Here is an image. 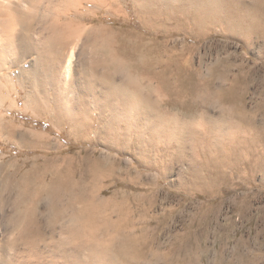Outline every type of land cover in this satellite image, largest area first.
<instances>
[{"label":"bare ground","instance_id":"bare-ground-1","mask_svg":"<svg viewBox=\"0 0 264 264\" xmlns=\"http://www.w3.org/2000/svg\"><path fill=\"white\" fill-rule=\"evenodd\" d=\"M112 1L0 0V108L5 107L12 91L18 93L22 88L28 111L40 117L50 116L58 129L69 125L74 140L97 144L105 140L106 150L138 149V155L144 157L150 170L159 169L157 160L167 165L174 157L184 158L189 133L192 144L201 146L199 165L196 169L192 166L187 173L183 169L177 175L190 173L199 185L196 188L192 183V190H214L225 180L223 174L239 155L236 150L223 147V142L218 143L223 137L217 136V142L210 140L212 134H222L214 131L217 128L202 125L205 136L202 140L199 135L194 138L198 132L188 125V112L197 114L201 106L191 99L199 96L209 99L217 94L234 107L235 119L226 123L232 132L225 129L228 138L224 142H234L235 134L249 131L251 140L263 139L255 132L260 126L253 123L250 115L245 121L248 112L242 102L245 92L240 86L246 79L238 77L232 87L222 93L213 92L210 79L216 73L195 81L198 75L188 69V58L176 52L123 51L131 58L126 64L121 58H101L100 53H90L88 56L92 57L80 60L77 56L80 39L76 38L79 30L73 28V19L82 20L83 11L92 4L108 7L115 14L122 13L123 7L117 4L112 7ZM130 3L132 10L147 19L145 23L154 29L159 26L157 18H162L183 27L191 21L192 31L198 34L213 29L246 40L264 35V19L244 15L241 9L247 2L243 0H130ZM90 43L98 52L96 41ZM78 68L82 73L78 76L76 72V76ZM16 69L19 86L14 85ZM25 78L29 86L24 85ZM85 82L91 97L83 93L88 89ZM155 95L169 101L162 104L154 99ZM10 101L9 109L18 105V101ZM174 108L181 109L182 116ZM3 120L0 118V133L5 128ZM2 136L1 133L0 139ZM35 138L38 145L33 147L43 145L46 136L37 134ZM239 141L242 146L249 142L245 138ZM173 146L175 155L167 158L162 154L161 148ZM245 149L247 154L252 150ZM93 157L79 164L67 159L63 165L54 167L32 164L21 177L18 174L26 165L13 171L10 167L15 164L0 162V264L144 263L142 245L156 237L144 232L142 222L148 221H143L141 215L144 200L154 202L122 192L106 196L107 189L102 184L105 179L119 178L120 165ZM128 166L130 175L134 172ZM132 203L137 208L131 207ZM144 211L147 213V209ZM131 255L140 258L132 260Z\"/></svg>","mask_w":264,"mask_h":264},{"label":"rangeland","instance_id":"rangeland-1","mask_svg":"<svg viewBox=\"0 0 264 264\" xmlns=\"http://www.w3.org/2000/svg\"><path fill=\"white\" fill-rule=\"evenodd\" d=\"M243 1L248 3L250 0ZM115 4L123 7L122 13L115 14L108 7L92 4L87 6L86 11H83L85 14L81 18L82 20L80 18L73 19L75 20L73 28L76 31L79 30L77 31L79 35H76L77 40L80 39V49L77 52L79 59L84 60V58L92 57L88 55L100 53L101 58H121L126 64L131 58L126 56L127 53L124 52L123 54V51L176 52L188 58V69L198 75L195 81H200L202 78L208 79L216 73L217 76L210 79L213 80L211 90L216 93H222L227 90L226 88L235 85L234 83L238 77L245 78V83L239 85L245 92V97L242 99L248 112L244 115L245 121H247V115H250L253 118V123L260 126L259 130L255 132L257 135L260 134L263 139L254 140L251 144L252 150L248 154L244 151L245 148L238 150V157L241 158L234 159L233 164H236V166L232 164L226 169V174H223L225 180H222L214 189L218 193V196H215L213 193L212 195L205 191L191 189L192 183L196 188L199 185L198 182L196 184L195 180H192L190 173L188 175L186 173L193 167V169L198 168L201 146L197 143L192 144L189 133L187 153L184 158L174 157L169 163L165 160L168 163L167 165H161L163 161L157 160L155 164L159 166V169L150 170L146 167L144 157L141 158L138 155V149L131 147L127 151L106 150L104 148L106 144L103 143L105 140H101L102 142L100 141L98 144L74 140L70 136L71 127L69 125L64 124L58 129L50 116L40 117L28 111L25 105L26 92L19 88L18 93L12 91L5 107L0 108V118L3 117L5 124V130L1 131L3 136L0 139V162L4 165L15 164L14 168L10 167L13 171L16 167L21 169L22 166L26 165L18 174L21 177L25 171L31 169L32 164L42 166L48 164L54 167L57 164L63 165L67 159L74 160L76 164H79L83 159L93 156V158L96 157L100 160L105 158L103 161H116L120 165V176L117 179L104 180L102 186L107 189L106 196L111 197L114 193L122 192L132 196L149 198L154 202V204H150L149 200H144V205L147 208L143 207L141 215L143 221H148L147 223L142 222L141 226L144 227V232L156 237V239L147 242L146 246L142 245L145 248L144 253L146 248L153 249L154 246L158 247L160 244L169 245L173 243L177 233H185L188 230V205L190 207L218 204L227 206L233 200L241 201L240 205L243 201H247L249 202L247 203L248 208L241 209L235 216L236 222L241 225L239 236L240 238L250 239L251 243L256 245V258L260 261L259 264L262 261L264 262V35H254L255 37L252 36L251 40L249 39L250 41L247 39V42L244 38L240 39L226 33H219L213 29L198 34L192 31L191 21H188V26L183 27L182 24H171L165 19L162 21V18L155 19L159 26L154 29L145 23L147 19L140 18L132 10L130 0H113L112 7H116ZM71 18L75 17L72 16ZM86 41H88L87 44ZM91 41H96L98 52L93 48ZM92 49L95 50L94 53H92ZM81 50L83 51L81 52ZM79 59L78 63L81 60ZM27 70H30V67ZM18 71L16 69L13 72V74L15 73L13 76L15 86L20 84V80H18L20 78L16 77ZM80 73L82 72L79 68L74 72L78 76ZM26 78L24 81H26ZM24 85L29 86L27 81ZM85 85L88 87V89L85 88L88 92L84 91L83 93L91 97L88 83L85 82ZM150 90L155 91L152 88ZM8 94L6 91L5 95L8 96ZM154 99L160 100L162 104L169 101L167 98H159L156 95ZM10 100L18 101V105L16 103L14 108L9 109L11 107ZM191 100L200 103L201 106L197 114L188 112V125L192 128L194 126L195 131L198 132L194 135V138L199 135L198 137L201 140L203 139L204 126L202 125H209L217 129H228L226 123L229 124L230 121L235 119L233 115L235 113L234 107L227 102L225 103V100L217 94L212 95L209 99L199 96L192 97ZM90 102L92 103V99H90ZM174 110L182 116L181 109L174 108ZM37 134H44L46 142L44 141L41 146L33 147L31 145H38L35 138ZM217 136L218 139L223 137L222 139L226 140L228 135H225V133L224 135L212 134L210 140L217 142ZM250 136L249 131L248 133H240L238 138L244 140V138L248 139ZM93 137L95 138V135ZM222 142L224 143V141H218V143ZM21 145L23 146L21 147ZM161 151L168 158L169 155L175 153V147H164L161 148ZM154 152L156 153V151ZM126 166L130 167V170H133L134 173L128 175ZM183 169L186 173H182L183 176H178L177 173L183 172ZM125 172L127 176L124 175ZM251 191L254 194H248ZM131 207L137 208L133 203ZM144 208L147 209L145 214ZM144 255L141 256V262H145ZM130 258L136 260L140 256L131 255ZM152 259L153 252L151 250L149 260Z\"/></svg>","mask_w":264,"mask_h":264},{"label":"crops","instance_id":"crops-1","mask_svg":"<svg viewBox=\"0 0 264 264\" xmlns=\"http://www.w3.org/2000/svg\"><path fill=\"white\" fill-rule=\"evenodd\" d=\"M241 10L244 15L248 13V16L251 15L257 20H263L264 0H250L248 3H245V5H242ZM249 11L252 13L250 14ZM221 129H215L214 131H216V133L219 131L222 134L225 132L227 133V131L232 132L231 128L227 131L223 128ZM223 130H225L224 133ZM251 131L253 132V130ZM238 136L239 134H235L232 137L234 142L225 141L223 147L236 150V154L242 147L252 148L251 144L253 140H251L250 137L248 138L249 142L242 146ZM230 162H233V160H230L229 163ZM206 193H213L215 196H218L216 190H211ZM188 194H190V192H188ZM248 194H254V192L251 191L248 192ZM240 203L241 201L233 200L230 201V204L227 206L225 204L196 207H190L188 205V230H186L185 233H177L174 242L169 245L160 244L158 247L154 246L153 249L146 248L144 263L259 264L260 261L256 258V245L251 243L250 239L240 238L239 236L241 225L236 222L235 216L241 209H247V203L249 202L243 201L241 205ZM151 250L153 252V259L149 260V253ZM260 264H264V262L262 261Z\"/></svg>","mask_w":264,"mask_h":264},{"label":"snow or ice","instance_id":"snow-or-ice-1","mask_svg":"<svg viewBox=\"0 0 264 264\" xmlns=\"http://www.w3.org/2000/svg\"><path fill=\"white\" fill-rule=\"evenodd\" d=\"M67 58V57H66Z\"/></svg>","mask_w":264,"mask_h":264}]
</instances>
